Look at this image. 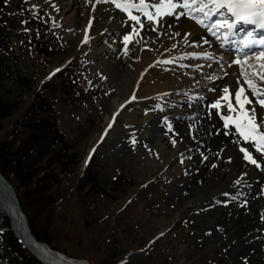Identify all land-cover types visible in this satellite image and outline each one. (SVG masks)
<instances>
[{
    "label": "rangeland",
    "instance_id": "374dc122",
    "mask_svg": "<svg viewBox=\"0 0 264 264\" xmlns=\"http://www.w3.org/2000/svg\"><path fill=\"white\" fill-rule=\"evenodd\" d=\"M47 1L0 0V165L16 188L39 240L90 264H264V197L250 198L247 205L239 206L246 202L227 196L232 183L222 185L226 179L211 194L213 184L206 182L211 171L185 177L194 169L187 163L197 162L182 151L187 143L181 132L171 133L170 144L160 139L132 146L128 138L139 131L138 125L156 115L164 116L165 110L143 107L141 103L149 97L134 79L111 77L110 71L126 55L121 45L125 32L99 28L89 33L86 23L80 22L83 0ZM68 1L71 7L60 11ZM112 2L99 0L97 9ZM185 8L182 0H162L160 8L146 16L144 27L158 30L161 41L176 42V28L166 30L162 21L182 14ZM131 13L136 17L140 10ZM184 43L165 55L199 52L198 46L192 48L196 53L188 52ZM209 52L210 58L188 57L176 76H193L207 69L203 78L196 75L201 82L221 69L227 71L220 83L223 86L233 75L231 68L237 67L243 70L241 78L252 73L244 83L262 87L258 92L263 96L256 98L264 99V69L251 62L262 50L241 58L216 46ZM129 59L132 63L136 59L132 51ZM102 60L109 67L104 69ZM195 61L201 66H194ZM204 89L196 92H212ZM186 95L178 98L196 99ZM215 101L205 98L202 102L214 117ZM179 109L187 110L185 105ZM234 112L230 107L224 113L230 118L229 114L236 116ZM37 113L36 121L49 120L46 125L56 131L57 141L50 156H41L38 150L27 153L36 159L31 162L16 153L20 146H27L21 143L25 136L13 135L23 125L28 131L36 129L28 116ZM182 121L189 125L196 118ZM139 132L148 135V131ZM189 133L194 134V129ZM218 137L211 162L224 157L234 144L226 132ZM181 182L189 184L181 190L177 185ZM202 197H209L207 205ZM248 215L256 234L233 241L239 233L237 226L244 225ZM25 254L5 219L0 223V264L38 263Z\"/></svg>",
    "mask_w": 264,
    "mask_h": 264
},
{
    "label": "bare ground",
    "instance_id": "6f19581e",
    "mask_svg": "<svg viewBox=\"0 0 264 264\" xmlns=\"http://www.w3.org/2000/svg\"><path fill=\"white\" fill-rule=\"evenodd\" d=\"M70 1L66 5H62L59 10L62 12L67 11L72 5ZM83 1V19L80 22L86 23L85 26H88V32L99 28H105V32H125L121 45L126 55L123 56L120 64L113 68V71L108 69L111 77H119L121 80L127 77L130 80L134 79L132 82L136 81L138 89L149 97L148 100L141 103H144L142 106L151 110H165L164 116L156 115L149 118L142 126L138 125L137 129L139 131H148V135L142 136L139 131L132 132L134 134L128 138L132 146L136 147L142 142L153 144L156 140L160 139L168 140L170 144L173 142L174 136L171 133L181 132V136L187 143L184 146L185 149H182V151L186 152L189 156H194L197 162V164L193 162L187 163L194 165V169L191 171V174H185V177L189 178L194 174L195 176H199L207 170L211 171L206 181L213 184L211 194L217 188L216 185L221 180L226 179L227 182L222 185L229 182L232 183L226 191L227 196L246 202L245 204H239V206L247 205L250 202V198H252L251 201H254L257 198L259 200L260 197H264V147L261 148L256 144H262L264 139L252 141L250 138L236 132L234 128L221 125L213 114L208 112V108L202 105L205 98H214L217 109L221 108L222 111H226L230 107L234 109V114H237V118L232 116V122L238 119L244 121L242 122L244 124L256 125L264 134V99L255 98L256 96H263L261 92H258L262 87L250 82L244 83V80H247V77L252 73L250 72L241 78L243 70L232 67L231 71L233 73L231 75H233L224 82L225 84L223 83V86L220 83L224 81L223 77L227 75V71H221V69L215 72L212 77L207 80L205 79L206 82L205 80L198 81L199 79H196V75H200L203 78L207 74V69L197 72L199 74H194L193 76H176V71L185 65L188 57H193L194 60L195 58H210L211 54L209 50L211 48L216 46L225 49V46H228L223 37L219 38V36L223 34L221 32H224V21H232L234 18L231 15V10L237 5L233 0H206V2L204 0H183L187 2L186 11L182 14H170L169 18H165L166 21H162V25L164 24L166 30L172 29V27L176 28L174 30V35L177 37L176 42L161 41L158 37V30L144 27L146 15H149L153 10L159 9L162 0H113L110 4H101L102 6L98 9L99 0ZM198 5L202 7L196 10ZM244 6L248 7L251 11L264 10V0H249ZM135 8L140 9L142 12L140 15H136V17L131 13V10ZM222 8L229 9L225 15L220 14ZM205 13H207L206 16ZM188 17L192 18V21L195 23L185 20ZM200 24H202V28H199ZM179 42L180 44L181 42H185L183 47L188 52L189 50L194 51V46L200 47V50L199 52L197 51L198 53L194 51L196 54L193 52V54L191 52L187 54L185 52V54H177L171 57L169 53L166 56L165 53L176 47V44ZM261 48H264V44ZM250 49L251 47H248L245 51H250ZM131 51L134 53L137 63H135L134 59L133 63L129 59ZM252 59L250 61L256 65L255 68L261 67V69H264V53L254 55ZM107 60H102L101 62L104 69L109 67V60ZM196 61L194 62V66H201V63H196ZM170 62L173 63L168 65ZM244 63L246 62L244 61ZM207 66H211V64L208 63ZM215 75H219V77L216 78ZM214 78L216 79L211 80ZM260 80L263 79L260 78ZM188 85H190L189 88H187ZM197 89H209L212 92L206 93V91L200 92V90L196 92ZM241 90H246L247 94L245 93V96L250 94L253 97L251 105H247L244 102L245 97L243 99L235 97ZM232 92L234 93V97L232 96ZM181 94L194 95L196 99L178 98V95ZM171 98L175 99L173 103L169 102ZM182 102H185L184 105L187 108L185 112L182 111L183 109H179L180 106H184ZM171 116H175L176 119L169 120ZM184 118H196V121L188 125L182 121ZM161 122L162 124H160ZM191 128L194 129V134L189 133ZM198 131H200L199 134ZM222 132L229 134L232 137L231 139L234 140V144L231 145L232 147L229 146L230 149L224 157L216 158V160L211 162L213 150L219 138L218 135ZM214 133L215 135H213ZM222 168H224V172H221ZM186 184L188 185L189 182H181L177 185H180L178 187L182 190ZM202 199H204V205H207L210 200L209 197H202ZM231 204L234 208H237L235 202L231 201ZM18 213L19 211L15 207L12 195L0 183V222L8 219L15 232L19 233L22 230L23 236L26 238L27 232L23 226L21 227L23 218ZM28 226L31 236L35 239V244H32V248L36 250L47 264H85L62 252H59L60 256L56 255L53 253L51 247H46L38 240L29 220ZM236 229L239 230V233L232 237L233 241L243 238L242 235L244 234L255 233L256 225L251 222L248 215V221L244 225H238ZM252 238L256 239V235ZM238 247H240L239 243Z\"/></svg>",
    "mask_w": 264,
    "mask_h": 264
},
{
    "label": "trees",
    "instance_id": "16d2710c",
    "mask_svg": "<svg viewBox=\"0 0 264 264\" xmlns=\"http://www.w3.org/2000/svg\"><path fill=\"white\" fill-rule=\"evenodd\" d=\"M1 22H2V20H0V30L2 29V25H3ZM4 28L6 29V27H4ZM8 115H9V113H8ZM37 115H38V113L34 114V115L31 114L30 116H28V117H32V119H33L32 125H33V127H37L36 129H33V131H28V129L24 127L25 125H23V126H20L21 127L20 131L18 130V128H15V132H14L15 134L13 135L14 138L20 137V136L21 137L25 136L21 139L22 140L21 143L22 144L25 143V144H27V146L26 145L24 147L20 146L21 151L17 150L16 153L23 155V157H25V159H31L30 160L31 162H34L36 159H34L31 154L29 156H27V153H31V152L34 153L36 150H38L39 155L50 156L52 154V152H50L49 150L55 147V144L57 141L56 131L50 125H46L47 121H49V120L45 119V117H42L40 120L36 121L37 119H35V117H37ZM10 145L12 146V144H10ZM4 146H5V148H3L4 153H6L5 151H7V145H4ZM23 148H24V152L22 151ZM0 167H1V170L4 173V175L6 176L7 173L2 168L3 166L0 165ZM23 251L26 252V254H25L26 257H28L30 260H33L35 262L33 257L24 248H23Z\"/></svg>",
    "mask_w": 264,
    "mask_h": 264
},
{
    "label": "water",
    "instance_id": "95a60500",
    "mask_svg": "<svg viewBox=\"0 0 264 264\" xmlns=\"http://www.w3.org/2000/svg\"><path fill=\"white\" fill-rule=\"evenodd\" d=\"M0 183L4 186V188H6V191L12 195L14 201H15V205H16V208H18V215L20 217L23 218V224L21 225V227L23 226L27 232V236L26 238L23 236V232L22 230L19 231L18 233V236L20 238V240L22 241V243L35 255H37V253L35 252V250L32 248L33 245L35 244V240L34 238L31 236V233H30V229H29V226H28V222H27V218L25 216V214L22 212L21 208H20V205H19V201L17 199V196L15 194V191L14 189L11 187V185L7 182V180L4 179V177L2 176V174L0 173ZM33 244V245H32Z\"/></svg>",
    "mask_w": 264,
    "mask_h": 264
}]
</instances>
